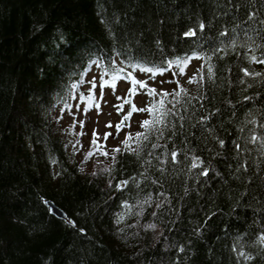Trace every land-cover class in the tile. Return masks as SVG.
<instances>
[{"label": "trees", "instance_id": "1", "mask_svg": "<svg viewBox=\"0 0 264 264\" xmlns=\"http://www.w3.org/2000/svg\"><path fill=\"white\" fill-rule=\"evenodd\" d=\"M193 54L191 86L137 143L140 124L135 152L99 142L108 155L85 161L91 147L62 113L93 70L115 61L135 76L131 64ZM252 55L264 57V0H0V264H264V64Z\"/></svg>", "mask_w": 264, "mask_h": 264}, {"label": "rangeland", "instance_id": "2", "mask_svg": "<svg viewBox=\"0 0 264 264\" xmlns=\"http://www.w3.org/2000/svg\"><path fill=\"white\" fill-rule=\"evenodd\" d=\"M201 67V61L200 59H193L191 62L187 65L185 68V72L183 75H180L177 73V75H173V72L175 73L176 67L173 66V68L163 75L157 74L154 78H151L150 73H142L139 71L135 72V76L137 79L141 81H146L147 86L149 88H155L157 90V93H159L161 90L167 91L168 93H172L173 90H177L179 87L182 86H191V83L189 82V78L193 77V75L198 72V70ZM95 77L96 79V88H95V95H96V102L99 103V109H97L94 105L96 102H94L93 107L88 111L85 112V102L80 101L79 97L72 101L71 105L72 108L69 110L67 108L64 109L62 113V125L68 129L70 128L74 121H75V127L73 128V136L80 140L82 143L85 144L87 148L91 147V141H92V134L93 129L97 131V133L100 136L99 142H102L105 144V148H112L116 144H119L127 134H135L138 131V128L144 118V116L147 114V112H135L132 114L131 119L127 122L128 125L125 128H123L119 135L116 136V129L115 127L108 128L105 127L106 124H108L109 121L113 125L118 123L122 116L126 114V112L129 110L130 106L125 104V110L122 113H118L117 108L114 107V105H119L124 103V99H130L133 104L136 105L137 108H144L149 104L154 103L155 101H158L161 99L160 96L152 97L147 94V89H140L139 86H137V91L135 95L129 94V89L132 88V84L130 81H118L116 83L115 91H113L111 86H106L103 89L104 96L103 99H100V75L96 70H93L87 77V81H91ZM173 81L172 83H168V81ZM176 81L179 83L177 84ZM163 82V83H162ZM91 88V85L87 83L86 87H84V95H88L89 89ZM170 96V95H169ZM117 97H120L121 99H117ZM79 104L80 107L77 108L76 105ZM61 116V113L58 112L56 115ZM79 121H84L83 127H81ZM106 132L113 133L112 137H109L107 140L103 139V136ZM80 133H84V135H80ZM115 137V138H113ZM90 165L93 164V161L89 162ZM96 168H103L101 166H91L88 171L90 173H93Z\"/></svg>", "mask_w": 264, "mask_h": 264}, {"label": "snow or ice", "instance_id": "3", "mask_svg": "<svg viewBox=\"0 0 264 264\" xmlns=\"http://www.w3.org/2000/svg\"><path fill=\"white\" fill-rule=\"evenodd\" d=\"M255 14L253 13L252 16H254ZM252 16L249 17V19H252ZM204 25L203 23L200 24V28L203 29ZM195 33L190 31L188 33H186L185 35H194ZM227 33H221V35H226ZM193 58H199L198 56H196L195 54H193V56H185L182 58H174L172 60H166L164 61V64L166 66H153V67H147V66H143L140 64H131L130 67L134 68V69H138L140 72L143 73H150L151 74V78H154L157 74L159 75H163L166 71H169L173 68V66H176L178 68V74L183 75L185 72V68L187 67V65L189 64V62L193 59ZM210 59V57H209ZM250 60L256 63H261L264 64V57H261L260 59H258L255 55H252L250 57ZM95 63L98 67H102L101 63L99 61H95L93 62ZM90 70V69H89ZM199 71V70H198ZM125 72V69L122 67H116L115 66V61H113V67L111 69H107L104 68L101 73H100V89H101V93H100V99H103L104 96V92L103 89L106 86H111L113 91H115V87H116V81L120 80V79H127L128 81L131 82L132 84V88L129 89V94L130 95H135L136 91H137V86H139L140 89H147V94L149 96L152 97H156V96H160L161 99H159L158 101H155L152 104L147 105L144 108H137L135 104H133L131 102L130 99L125 98L124 99V103L119 104V105H114L115 108H117L118 113H122L125 110V104L129 105L130 108L129 110L126 112V114H124L121 118V120L116 123L115 125H113L111 123V121L108 122V124L105 125V127L108 128H112L115 127L116 129V136L119 135L120 131L127 127L130 126L128 125V121L131 119L132 114L135 112H147L150 115H152L154 118L153 119H148V120H144L141 122V127L145 130L144 132H137L135 134V140L137 143H139L142 140H147L148 139V135L147 133L150 132L157 124H161L163 123L164 117L168 116L172 109H165L163 111H160L161 109H164V98L168 97L169 95L173 96V99L176 100V102L178 103L179 101L176 99L181 95V92H185L186 94V90L181 89L180 91H176L173 90L172 93H168L167 91L161 90L159 93H157V90L155 88H149L147 86V82L146 81H141L139 79H137L136 77L133 76L132 72H127L126 76L122 75ZM245 75H249V72L247 71V69L244 70ZM87 72L82 73L81 76L83 77L84 75H86ZM256 76H261L262 74L259 72L253 73ZM173 75H177V73H173ZM108 76L110 77V79H105V77ZM195 79V76L190 77L189 78V82H193V80ZM173 81H168V83H172ZM84 80L81 79L78 83H74L72 84L70 87L71 89H77L79 87L80 84H83ZM91 85V88L89 89V93L88 95H84L83 93H80L79 99L82 102H85V108L84 111L88 112L94 105V102H96V95H95V88L97 86L96 84V79L95 77H93V79L91 81L88 82ZM163 83V82H162ZM176 83L178 84L179 82L176 81ZM71 95V93H70ZM73 99H75L76 97L73 95L72 96ZM117 99H121L120 97H117ZM247 99V97H246ZM171 103V101H170ZM97 109H99V103L96 102L94 105ZM77 108L80 107L79 104L76 105ZM65 108L67 109H71L72 105L71 104H65ZM159 112V115L157 116L156 113ZM181 119H183V117H181ZM81 127H83L84 125V121H79ZM72 128L75 127V121L73 123V125L71 126ZM158 130V129H157ZM80 135H84V133H80ZM162 135V133H161ZM113 133L111 132H106L103 136L104 140H107L109 137H112ZM115 138V137H113ZM100 136L97 133V131L95 129H93V134H92V141H91V148L89 150V152H87L85 154V161H87L89 158H91L94 154L99 153L101 155L107 156L108 152L104 150V145L99 143L100 140ZM256 138L253 137V140H255ZM133 140V136L131 134H127L125 136V139L121 142V144L123 145V150L126 151H132L135 152L136 149H133L130 145V142ZM77 144H79V141H76ZM219 143L221 144V146H223V141H219ZM73 147H75V145H73ZM82 147V145H81ZM153 147H157V145H153ZM237 147H239V145H237ZM122 149L120 147H116L114 149H112L113 153H118L120 152ZM138 154V153H137ZM172 158L175 159L176 157V153L173 152L171 153ZM198 166V158H194V162L192 164V167H197ZM104 171H109V169H104ZM203 175H207V171H203L202 172ZM127 183V182H125ZM150 227H154V225H150ZM258 243L264 245V235L260 236L258 238ZM241 255H244L243 253H241ZM246 259H252V257L250 256H246Z\"/></svg>", "mask_w": 264, "mask_h": 264}, {"label": "water", "instance_id": "4", "mask_svg": "<svg viewBox=\"0 0 264 264\" xmlns=\"http://www.w3.org/2000/svg\"><path fill=\"white\" fill-rule=\"evenodd\" d=\"M46 205L48 206L49 213L51 215H53L59 219H65L66 218L64 211L62 209H60L57 205H55L54 202H52L50 200H46Z\"/></svg>", "mask_w": 264, "mask_h": 264}]
</instances>
